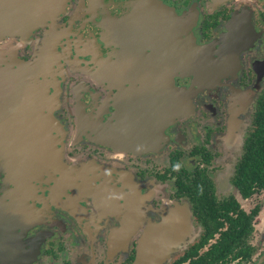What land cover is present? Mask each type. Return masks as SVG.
Instances as JSON below:
<instances>
[{
  "label": "flooded vegetation",
  "instance_id": "flooded-vegetation-1",
  "mask_svg": "<svg viewBox=\"0 0 264 264\" xmlns=\"http://www.w3.org/2000/svg\"><path fill=\"white\" fill-rule=\"evenodd\" d=\"M219 1L69 0L32 40L0 18V53L30 62L39 47L43 86L31 104L26 75L28 102L14 103L0 71V264H264V186L245 174L264 0ZM30 9L0 0V15ZM61 126L60 160L95 179L57 181L46 144L58 148Z\"/></svg>",
  "mask_w": 264,
  "mask_h": 264
},
{
  "label": "rangeland",
  "instance_id": "rangeland-1",
  "mask_svg": "<svg viewBox=\"0 0 264 264\" xmlns=\"http://www.w3.org/2000/svg\"><path fill=\"white\" fill-rule=\"evenodd\" d=\"M220 1H225V0H220ZM67 2H66V4H67ZM66 4H65V6H66ZM63 10H64V8H63ZM60 14H58L53 19L47 20V21H44V22H47V24H53L59 18ZM247 19L248 20L250 19V15L249 14L247 16ZM236 23H237V20H236V17H234L230 22L227 23V25L225 27L226 32H229V34H230V32L232 33V31L236 29V27H235L237 25ZM248 24L250 25V22H248ZM38 25L33 27L30 30V32H29V38L31 40L33 38V32L35 30H37ZM229 34L227 36L224 35L221 38L229 39L230 38V37H228ZM22 39H24V37L23 38L19 37L20 44H21ZM39 43H40V41H39ZM39 43H38V45H39ZM15 49H16V53H15V51H11V52H4L3 51V53H0V58H2V57L6 58L3 61V64L5 66L0 68V71L4 72L5 74H6V72H8L9 77H11L13 82H14V84L12 86V87H14V90H13L12 87L9 88L10 84H6V80H2L1 81L2 83H4L3 84L4 87L8 86V88H9V90L7 91V95H13L14 96V103H16V102L25 103L27 101V97L22 99V98H17L16 96L22 97L23 94H25V93L22 92L23 91L22 82H25L27 80L26 75H28L29 76V84H30V91H29V99H30V101L29 102L31 104L32 103H37V102L38 103L42 102L43 97L41 96V91L43 90V86L41 85V83H39L37 78H35V75L39 73V68H38L39 67V64H38L39 47L36 46V47L33 48V52L30 53V54H32V58H31L32 61L30 60V62L24 61L25 58H26V55H25L26 53H23V50L19 49L18 52H17V48H15ZM6 55H8V57H5ZM3 58L1 60H3ZM7 61H8V63H6ZM23 67H24V69H22ZM27 68H29V69L27 70ZM19 76H21V77H19ZM50 81L51 80H48V79L46 80L47 90H48L49 86L51 85ZM261 85L262 84L254 85V88L258 87V86L260 87ZM15 89H18V91H16ZM45 93H46L45 102L47 103V105L49 103L50 104L54 103V101L56 100V96L52 97V95H49V93L46 92V91H45ZM25 96H28V94L26 93ZM50 104L48 106H50ZM234 106H235L234 104L228 102L227 109H228V114L229 115H232L231 114L232 111L236 110ZM247 110H248V108L246 109V111ZM43 112H45V125H46L45 128H46V131H47V135H49L53 131V127H51V124L54 122V118H53L54 114L53 113H55V112H52L50 107H47L45 109V111H43ZM232 119L233 118H229L228 119V123H231ZM226 126H229V125H226ZM61 130H62V134L61 135H60L59 131L56 132V142H57V146H58L57 149H53L52 150V149L49 148L50 143L46 144V147H47L46 159L48 161H56L55 168H56L57 181L61 182L60 184L76 183L79 180V177L85 176V175H88L89 179L92 178L91 175H94V179H95L96 178L95 174L97 173V169H93V171L87 172L88 165L87 164H81L80 166H78L77 169L70 170L69 166H67L64 163L63 159L60 160V155H64V150H65V147H64L65 145H64V141H63V139H64V137H63L64 129H63L62 126H61ZM227 132H228V130H227ZM226 136L228 137V135L225 134L224 137H226ZM60 140H61V144H62L61 145V149H60V143H59ZM94 167H96L95 164H94ZM34 168H36V167H34ZM216 174H217L216 177H219V179H217V181H218L217 187L222 188V185H224V181H226V180H222L223 172L222 171H218V172H216ZM59 177H60V179H59ZM104 181H107L105 179V177H104ZM33 208H34V206L31 205V209H33ZM93 217L95 219L99 218L97 215H93ZM95 227H97V224H94V228ZM83 230H84V228H83ZM153 262L154 261H152V262L144 261L143 264H152ZM136 264H138V263H136Z\"/></svg>",
  "mask_w": 264,
  "mask_h": 264
},
{
  "label": "trees",
  "instance_id": "trees-1",
  "mask_svg": "<svg viewBox=\"0 0 264 264\" xmlns=\"http://www.w3.org/2000/svg\"><path fill=\"white\" fill-rule=\"evenodd\" d=\"M255 104L254 129L245 147V151L250 153L248 158L252 160L249 171L252 176L248 172H245V174L251 178L253 183L264 186V89Z\"/></svg>",
  "mask_w": 264,
  "mask_h": 264
},
{
  "label": "water",
  "instance_id": "water-1",
  "mask_svg": "<svg viewBox=\"0 0 264 264\" xmlns=\"http://www.w3.org/2000/svg\"><path fill=\"white\" fill-rule=\"evenodd\" d=\"M37 1L38 0H30L31 9L29 13L14 14V15L1 14L0 18L4 19L3 22L4 24L7 20H12L14 24L13 29L21 28L20 29L21 31H25L27 28H29L28 29L29 31L35 25H38L41 22L47 20H51L54 17H56L58 14H60L63 11V8L68 0H40L39 4H32L33 2L37 3ZM22 69H24V67ZM28 69L29 68H27V70Z\"/></svg>",
  "mask_w": 264,
  "mask_h": 264
}]
</instances>
